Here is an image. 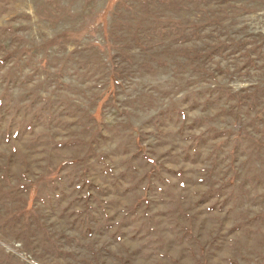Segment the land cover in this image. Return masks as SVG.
<instances>
[{"label":"rangeland","instance_id":"374dc122","mask_svg":"<svg viewBox=\"0 0 264 264\" xmlns=\"http://www.w3.org/2000/svg\"><path fill=\"white\" fill-rule=\"evenodd\" d=\"M0 264H264V0H0Z\"/></svg>","mask_w":264,"mask_h":264}]
</instances>
